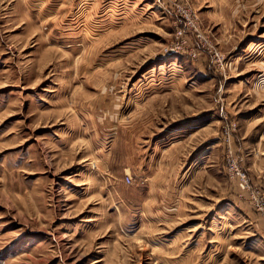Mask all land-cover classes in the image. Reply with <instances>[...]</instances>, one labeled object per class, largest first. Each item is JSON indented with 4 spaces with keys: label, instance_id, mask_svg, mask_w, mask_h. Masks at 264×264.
I'll return each mask as SVG.
<instances>
[{
    "label": "rangeland",
    "instance_id": "374dc122",
    "mask_svg": "<svg viewBox=\"0 0 264 264\" xmlns=\"http://www.w3.org/2000/svg\"><path fill=\"white\" fill-rule=\"evenodd\" d=\"M228 148L264 195V0H0V264H264Z\"/></svg>",
    "mask_w": 264,
    "mask_h": 264
},
{
    "label": "built area",
    "instance_id": "2783aa9c",
    "mask_svg": "<svg viewBox=\"0 0 264 264\" xmlns=\"http://www.w3.org/2000/svg\"><path fill=\"white\" fill-rule=\"evenodd\" d=\"M179 19L177 27L175 28V41L176 44L172 43L169 49H166V52H179L187 50L188 47L184 44V40L187 39L188 32L193 31L196 35L198 33V24L196 20V15L189 10L183 9L179 7L177 10ZM176 23V22H175ZM199 37V35H198ZM187 47V48H186ZM210 54V59L212 62V66L218 71L223 72L227 69L228 59L224 54L218 51L215 47L210 46L208 49ZM192 57H196L199 54V51L191 48L189 53ZM235 128L234 123H229L224 127V134L227 138V141H230L231 137V129ZM225 164L228 174L235 178L238 182L239 187L246 193H248L250 200L252 201V206L256 211L262 212L264 214V195H261L259 191L252 186L249 181L248 175L242 169H240L237 165V161L233 156L231 148H228L225 154ZM126 181L128 183L131 182L129 177H126Z\"/></svg>",
    "mask_w": 264,
    "mask_h": 264
},
{
    "label": "crops",
    "instance_id": "0c3cea01",
    "mask_svg": "<svg viewBox=\"0 0 264 264\" xmlns=\"http://www.w3.org/2000/svg\"><path fill=\"white\" fill-rule=\"evenodd\" d=\"M137 117V119L138 118H140V116L139 115H137L136 116ZM133 119V115H131V114H127V115H124V116H122V123H124V121L125 122H130V121H133L132 120ZM108 121H110V118L109 119H106L105 120V122H108ZM138 121V127L137 128H135V126H133V125H130V124H126V125H123V126H121V128H120V130H121V133L123 134V135H125V136H128V137H130V138H132V137H135V136H138L139 138L140 137H148L149 138V136L151 135V134H148V133H146V131H147V127L146 126H143L142 127V125H141V123H142V121H140V120H137ZM176 121H178V120H175V122ZM201 131L205 128L204 127V125H202L201 127ZM98 129V128H97ZM149 129V128H148ZM95 131H91V133L95 136V137H97L98 135H99V133H100V131H98V130H96V129H94ZM135 130H137V131H135ZM178 130V129H177ZM177 130H174V131H177ZM149 131H151V129L149 130ZM149 131H147V132H149ZM124 132V133H123ZM131 132V133H130ZM136 132H137V134H136ZM125 133H127V134H125ZM105 135H107V133H103V131H102V133H100V135L99 136H105ZM190 138V137H189ZM189 138H187V139H185V140H183V142H185L186 143V145H188V142H189ZM175 142H177V141H175ZM173 143V146H178L180 143L179 142H177V143ZM182 142V143H183ZM204 142V140L201 142V143H203ZM179 143V144H178ZM168 146V145H167ZM130 147V146H129ZM187 155V154H186ZM151 158V157H150ZM201 158H203V155H202V157ZM131 159H132V162H133V165L135 164V163H137L138 164V167H141V165L143 164V157L140 155V153H139V151H138V149H137V154H133V156H131ZM137 161V162H136ZM131 166V164L128 166V168ZM191 166H193L192 165V163H191ZM191 166H189V168L191 167ZM131 168V167H130ZM140 178H142L143 180H147V182H148V185H150V186H154V185H156V184H159L160 182H158V181H160V180H162L161 179V177H160V175H156V167L155 166H153V163H151V162H149V161H147V163H146V166H144V168L142 169V167H141V170H140Z\"/></svg>",
    "mask_w": 264,
    "mask_h": 264
}]
</instances>
